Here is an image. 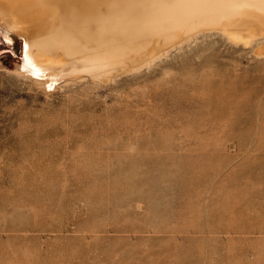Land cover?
I'll return each instance as SVG.
<instances>
[{"label": "rangeland", "instance_id": "374dc122", "mask_svg": "<svg viewBox=\"0 0 264 264\" xmlns=\"http://www.w3.org/2000/svg\"><path fill=\"white\" fill-rule=\"evenodd\" d=\"M1 22L0 264H264L255 42L212 30L45 89Z\"/></svg>", "mask_w": 264, "mask_h": 264}, {"label": "bare ground", "instance_id": "6f19581e", "mask_svg": "<svg viewBox=\"0 0 264 264\" xmlns=\"http://www.w3.org/2000/svg\"><path fill=\"white\" fill-rule=\"evenodd\" d=\"M0 21L24 40L21 67L50 89L106 83L212 30L264 54V0H0Z\"/></svg>", "mask_w": 264, "mask_h": 264}]
</instances>
